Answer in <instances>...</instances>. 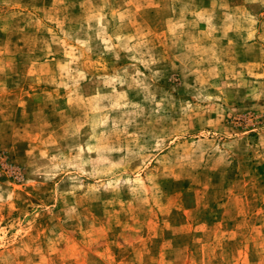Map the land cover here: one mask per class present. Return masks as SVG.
Wrapping results in <instances>:
<instances>
[{"label":"rangeland","instance_id":"1","mask_svg":"<svg viewBox=\"0 0 264 264\" xmlns=\"http://www.w3.org/2000/svg\"><path fill=\"white\" fill-rule=\"evenodd\" d=\"M0 264H264V0H0Z\"/></svg>","mask_w":264,"mask_h":264}]
</instances>
